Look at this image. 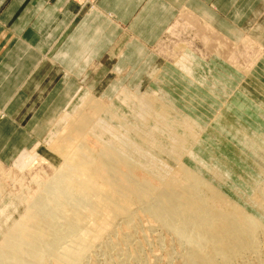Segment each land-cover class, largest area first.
Masks as SVG:
<instances>
[{"label":"crops","instance_id":"0c3cea01","mask_svg":"<svg viewBox=\"0 0 264 264\" xmlns=\"http://www.w3.org/2000/svg\"><path fill=\"white\" fill-rule=\"evenodd\" d=\"M180 12L228 44L258 48L242 67L189 46L167 61L155 46ZM111 55V68L124 72L111 82L104 73L89 78V64ZM138 84L158 99L165 130L184 132L183 160L207 176L216 170L233 195L247 191L231 174L249 173L251 191L261 181L264 0H0L1 163L43 142L80 90Z\"/></svg>","mask_w":264,"mask_h":264},{"label":"rangeland","instance_id":"374dc122","mask_svg":"<svg viewBox=\"0 0 264 264\" xmlns=\"http://www.w3.org/2000/svg\"><path fill=\"white\" fill-rule=\"evenodd\" d=\"M199 22L180 12L156 44L155 51L170 61L184 46H189L187 48L200 55H210L214 51L225 56L231 55L232 63L242 67L247 63L243 62V57L258 48L248 43L228 44L213 34L211 27ZM112 59L113 55L100 64H89V78L103 73L106 82L118 78L124 70L111 68ZM140 86L138 84L134 89L117 87L115 92L107 91V87V93H103L104 88L99 94L92 92V89L80 90L74 103L61 111L43 142L21 151L12 164L0 162V264H56L55 260L47 263L46 259L39 257L42 253L39 252L44 249L42 243L45 234L42 229L33 226L34 214L57 209L65 202L68 205L75 204L82 194L78 185L73 183L75 179L81 178L79 180L84 181L85 187L90 186L99 194L107 191L108 186L111 188L110 182L106 181L108 176L113 178L109 173L111 166L106 165L105 158L111 153L115 157V151L117 153L118 150L114 149V145L117 146L118 140L124 137L120 143H124L121 146H125V151L121 153L127 161L131 159L126 152L133 154L136 161L133 159L132 165L120 163L117 168L113 165V169L125 171V175L128 173L124 177L131 183L135 180L153 187L167 174L168 164H174L179 159L184 165L172 174L174 181L170 186V197L173 198L170 199L169 207L164 206L167 205L166 198L156 197L146 208L137 206L134 212H129L136 226L129 247L120 236L127 230L122 227L127 224V221L124 222L127 218H119L126 217L123 212L119 213L113 240L117 249H112V254L126 247L135 248L140 243L143 246L140 255L149 264H226L224 253L229 249L239 254L237 250L248 243L249 233L253 232L260 238L258 262L251 255H237L233 264H264V226L254 220L263 215L258 200L264 197L259 198L261 194L256 192L257 184L251 191L247 182L251 179L249 173L231 174L229 180L247 193L236 188L234 195L233 191L227 189L229 194L221 187L223 178L216 170L207 176L183 160V155L189 151V146L184 144V132L173 126L165 130V116L157 112L158 99L143 92L144 88ZM146 95L152 98L149 102L143 100ZM163 110L165 107L160 103V112ZM172 115L178 116L175 112ZM106 117L112 120L116 128H111ZM116 136L118 139L115 142ZM172 137H179L183 147L175 145L171 141ZM77 147L80 151L76 150ZM75 150L86 153L96 169H87L88 166L80 160L82 154H77ZM114 162L117 164V161ZM74 168L75 173L72 172ZM76 169L80 170L79 174H86L83 176L86 178L71 176L77 173ZM191 169L195 170L193 177L189 176L192 174ZM53 179L57 181L55 184L51 182ZM150 189L147 192L153 190ZM193 210H197L195 224L190 217ZM230 216L235 221L252 218V225L247 228L245 223H237L233 234L225 223ZM75 264L81 263L77 261Z\"/></svg>","mask_w":264,"mask_h":264},{"label":"bare ground","instance_id":"6f19581e","mask_svg":"<svg viewBox=\"0 0 264 264\" xmlns=\"http://www.w3.org/2000/svg\"><path fill=\"white\" fill-rule=\"evenodd\" d=\"M151 99L152 98L146 95L143 100L144 101L147 100V102H149ZM106 119L108 120V124L112 125L111 128L112 127L114 128L115 125L112 123V120L108 119L107 117ZM104 124L105 121L103 122V125ZM117 139L118 137L116 138L115 142L117 141ZM122 139L118 140L117 146L112 144L115 146L114 149L118 150L117 153L115 151V157L111 153L108 156L106 155L105 158L106 165L111 166L109 168L110 169L109 173L113 177V178H111L110 176L106 177L107 178L106 181L110 182L109 185H111V188H109L108 186L109 189L106 188L107 191H104L105 193L103 192V194H99L92 187L90 186L85 187L84 181L83 182L80 181L79 179L81 178L79 177L86 176V174L84 173L79 174L78 172L80 170L76 169V171L78 170L76 174L79 175L71 174V176L78 177L79 179L78 180L75 179L74 181L73 180L72 181L73 183H76L78 185V187L80 188V192L82 194L78 196L75 204L70 203L71 205H68L67 204L68 202L67 203L65 202V204L63 205L60 204L59 205L60 207H58L57 209L48 210L47 212H42V213L36 212V214H34V217L32 216L33 213L31 212L32 213L31 216L34 218L33 226L36 227L37 229L40 230L42 229L45 234L43 238L44 241L42 243L44 244L43 247L44 249H42V251L39 252V254L42 252L39 255V257L42 256L44 260L45 259L47 260V261L45 260L47 263L50 260L51 262L52 260H55L57 261L56 264L57 263L59 264V262H61L60 264H75L77 261H80L81 264H149L146 263L147 261L145 262V259L143 260V258L140 255L143 253L142 244L139 243V246L137 247L135 246V248L130 247V249L126 247V245L128 246L130 237L133 235L134 229H136L135 223L133 222V217L129 215V212L132 211L134 212V209L137 208V206L146 208L149 202L156 197L157 199L163 198L164 200L166 198L165 201H167L166 202L167 205L164 206L169 207L171 200L173 198L170 197V193H171L170 186L174 181L172 174L173 172H178L179 170H181L182 169L181 167H183L184 164L179 159L176 160L174 164H168L167 174L160 179V183L158 185H155L153 187H151L147 183L142 184L139 183L138 181L136 182L135 180L134 183H131L132 181L130 182V180L127 179V177H124L127 176L128 173L125 175V171L119 169H113V165L114 167L116 165L117 168V165L118 164L120 165V163L122 165H125V163H127L128 165H132L134 159L133 154H129L126 152L128 158L131 159L130 161H127L124 154L121 153V151H125L124 148L125 146L123 147L121 146L124 143L122 144L120 143ZM171 141L175 145L177 146L179 145L183 147L179 137H172ZM83 145L80 146L84 147ZM78 148L79 147H77L76 150L80 151V149ZM109 149L110 148H108L107 150ZM76 153L82 154V152H77V151ZM152 153H147V154L149 155ZM80 157H82L80 158V160L86 166H88L87 169L89 168V170H93V171L96 169L95 168L96 166L92 164L93 162L91 163L92 159L88 157L86 153H83L82 155H80ZM158 159L161 160V158ZM114 161H117V164H115L116 162ZM75 168L72 169V172L75 171ZM84 170L85 169H83V171ZM194 171L192 170V174L190 175L188 174V175L193 177ZM130 174H132V172H130ZM130 176L132 175H129L128 177ZM192 177H190L189 179H191ZM55 179L51 181L52 183L54 181V184L55 182H57L56 181L57 179L56 180ZM150 188H152L153 190L151 192L150 191L147 192V190H151ZM256 190H257L256 192H259L261 194L259 198L264 197L263 179H261V181L257 183ZM258 201H259V207H261L262 209L261 211L263 212V215L260 217L257 216L254 220L259 221L264 226V199ZM134 204H136L135 207L133 206ZM120 212H123L126 215V217L123 216L119 218L122 219L127 218V220L123 219L124 222L127 221L126 222L127 224L125 225L126 227L122 226L125 229L127 228V230L125 231V233L123 234L121 233L120 235L122 242L126 244L125 245L126 248L124 247L125 249L124 250L122 249L123 251L120 249L119 251H122L120 253L117 250L118 253L117 254L115 253L114 255L111 252L112 249L114 248L117 249L115 247V245L117 244H115L113 240L115 237L114 232H116V227H117V226L115 227V225H117V222L119 220L118 215ZM190 217L195 224L196 222L195 220L197 219V210H193ZM252 221H253L252 218H247L246 220H241V221H237V220L235 221V218L230 216L227 218V220H225V223L228 225V227H230L231 233L234 234L236 231L237 223L238 224L240 222L245 223V227L248 228L252 225L251 223ZM185 229L187 230L188 228ZM248 238H249L248 243L241 249L237 250V252L239 253L237 255H241V256L251 255L255 259H257L258 262L260 256V238H258L257 234L253 232L249 233ZM136 242L138 243V241ZM118 245L120 246V244ZM228 250L226 254L224 253L225 262L226 264H233L234 259L237 257V255L234 252H232V250L231 251Z\"/></svg>","mask_w":264,"mask_h":264}]
</instances>
